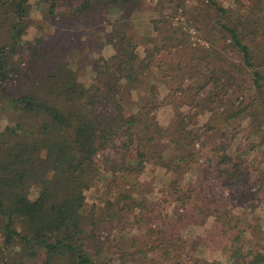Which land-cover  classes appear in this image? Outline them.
I'll return each mask as SVG.
<instances>
[{
    "label": "trees",
    "instance_id": "1",
    "mask_svg": "<svg viewBox=\"0 0 264 264\" xmlns=\"http://www.w3.org/2000/svg\"><path fill=\"white\" fill-rule=\"evenodd\" d=\"M140 1L39 0L44 17L35 23L30 0H0V28L6 29L0 41V115L10 121L0 128V247L7 252L0 264H112L99 242L105 219L84 214L86 192L101 172L118 180L129 174L138 177L153 160L182 175L198 164L196 146L214 140L205 169L208 180L191 187L176 179L152 205L156 218L149 222V234L158 236L160 257L149 258L152 249L141 247L126 251L122 259L125 264H224L189 258L194 249L179 235L214 217L221 225L214 231L235 232L221 249L228 264H264L260 224L234 216L233 201L224 198L233 186L247 185L245 161L229 155L224 127L211 124L208 129L207 123L200 129L197 122L200 112L215 111L214 104L231 106L227 115L219 114L221 124L247 119L253 127L250 137L263 134L264 139V116L258 122L253 112L255 101L264 104V0H248V5L235 0L239 9L219 0H198L215 13L207 24L187 17L188 0H157L154 11L160 19L151 21L154 36L148 38L144 57L131 34L132 14ZM180 12L186 23L175 22ZM46 25L53 27L52 33L28 40L30 28L43 32ZM205 25L207 42L223 44L221 50L236 54L241 67L232 71L217 60L210 65L206 55L205 61H194L193 71L181 59L166 68L165 57L185 61L184 56L199 52L192 48L190 30L204 32ZM89 33L106 34V40H82ZM106 46L113 49L109 57L102 56ZM95 53L99 58L92 60ZM89 65L94 76L87 85L80 77ZM243 71L249 72L258 97L234 107L227 96L246 91ZM186 80L195 86H185ZM170 82L175 84L167 98L181 94L193 103L187 113L176 108L172 124L164 128L157 112L161 87ZM210 85V92L201 96ZM164 140L173 152L170 157H164ZM108 151L116 160L106 158ZM99 158L105 163L102 168ZM169 199L193 207L190 212L177 209L167 222L157 211Z\"/></svg>",
    "mask_w": 264,
    "mask_h": 264
},
{
    "label": "rangeland",
    "instance_id": "2",
    "mask_svg": "<svg viewBox=\"0 0 264 264\" xmlns=\"http://www.w3.org/2000/svg\"><path fill=\"white\" fill-rule=\"evenodd\" d=\"M39 0H30L32 6V18L35 23L43 21V6L39 4ZM235 0H219L221 4L225 7H231L233 9H239ZM243 4L248 5V0H241ZM141 5L137 4L132 18H131V28L133 29L131 34L134 36L138 44V52H140L141 57H144L145 49L148 46V38L154 36L151 21L153 19H160L159 14L154 11V6L157 0H141ZM194 7H205L198 0H188L187 1V17H197L199 23L207 24L208 21L212 23V17L215 13L208 11L205 7L204 10H195ZM42 10V11H41ZM176 21H182L186 23V16L180 12L175 16ZM205 20V22H204ZM36 26H33L28 31V40L33 41L35 37H43L52 33L53 27L50 28L46 25L45 30L40 32L37 30ZM204 32L190 30V43L192 48L199 51L197 53L189 54L183 58L178 57L176 59H171L170 57L163 58V62L166 64L165 67L168 68L172 62L177 63L180 59L183 63L189 65L188 70L194 69V61L200 62L203 57L208 55V61L210 65H214V60L221 63L225 68L229 67L230 70L235 71L238 67H241L242 62L240 58L231 52L229 49L226 52L222 51L223 44H211L207 42L208 34L207 25L202 27ZM109 30V28H108ZM6 29L0 28V41L5 40ZM77 36V35H76ZM75 36V37H76ZM99 37L93 43L98 44L106 40V34L89 33L87 38L82 40H93V38ZM92 42V41H91ZM220 53V54H219ZM113 54V49L110 46H106L102 51V56L109 57ZM191 55V56H190ZM211 58H210V56ZM183 56V54H182ZM195 57V58H194ZM99 55L96 53L92 55V60L98 59ZM194 58V60H193ZM192 63H191V61ZM196 62V63H197ZM213 66H210L212 68ZM264 71V68L263 70ZM94 76V68L89 65L80 77V81L89 85ZM251 77L249 72L243 71V82L245 81L244 93L232 94L227 96L228 101H231V105L234 107H243L248 104L250 100L256 99L258 93L252 88L253 84L250 81ZM12 80H16V77ZM10 82V87H14L16 83L14 81ZM169 81V80H168ZM175 83L170 82L161 87V100L162 106L157 112V119L159 124L168 128L174 119L176 108L182 107L181 110L185 113L190 111L189 103H193L191 98L186 96H178L167 98L170 93V87ZM194 85V82L186 80L185 86ZM195 86V85H194ZM210 85L208 89L201 93L204 97L210 92ZM167 98V99H166ZM264 100L262 96L260 98ZM184 103L187 104L184 105ZM261 103V102H260ZM258 104L253 107V112L257 113V121L263 120L264 116V104L259 105V101H255ZM216 107L214 112H200L197 117L198 127L200 129L208 123V129L210 125L224 127L228 131L229 138L225 141L228 145V153L234 158L243 159L245 161V179L247 180V185L239 184L233 186L230 190L225 191L224 198L233 201L234 203V216L245 220L248 223H252L254 220L259 223L262 228V233L264 234V139L263 134L256 135L255 138L250 137L253 133V127L247 119L233 120L226 124H221L223 116L227 115L231 106H223L222 104H214ZM227 111V112H226ZM196 109L191 110V114H195ZM202 114V115H201ZM261 114V115H260ZM201 115V116H200ZM261 117V118H259ZM10 121H8L3 115H0V128H4ZM164 144V157H170L172 155V150H167L169 143L167 140L162 142ZM215 140L208 146L197 145L196 151L198 150V164L192 163L190 170L186 173L179 175L166 168L160 167L155 161L149 160L145 164L144 171L140 176L136 177L133 174H129L126 178H120L118 180L115 175L108 172H101L100 177L97 178L95 185L86 192V204L84 208L85 215H93L96 219H105L103 228L100 231L101 238L99 242L102 243L100 246H105V253L107 252L111 259L112 264H125L123 259L126 251H136L141 247H144L147 251L152 249V252L148 254L149 258L160 257L162 251L161 248L156 247L157 235L150 238L149 228L150 220L156 218V214L150 212L152 205L156 204V201H160L163 194L169 190V185L172 181L178 179L184 185H190L191 187L198 185L203 179L208 180L207 173L205 174V169L208 166V158L210 150L215 147ZM106 158L110 160H116V155L113 151H108L105 153ZM98 165L102 168L105 166L102 158H99ZM194 164V165H193ZM133 181V182H132ZM136 183V185L134 184ZM132 185L137 186L133 188ZM261 185V188L258 186ZM249 189V190H248ZM166 194V193H165ZM32 197H36L37 193L32 192ZM132 196V199H131ZM130 197V199L128 198ZM146 204L148 206H146ZM192 205L187 203L183 205L182 203L171 202L170 199L158 209L157 214L165 217L167 222L174 219L176 216V210L180 209V212H190ZM110 209L112 212H110ZM162 213H161V211ZM152 223V222H151ZM221 227L220 224H216V219L214 217H207L206 221L201 224H193L189 227L181 230L179 235L184 239V241L192 246L194 251L189 254V258H197L203 261L211 262H223L228 264V258L222 254L221 249L224 245L230 244V239L235 233L233 230H226L227 234H222L220 229L214 231V227ZM135 243L136 245H132ZM154 245V250H153ZM1 246V237H0ZM108 246V249H107ZM7 258V252L1 250L0 247V262H4Z\"/></svg>",
    "mask_w": 264,
    "mask_h": 264
},
{
    "label": "crops",
    "instance_id": "3",
    "mask_svg": "<svg viewBox=\"0 0 264 264\" xmlns=\"http://www.w3.org/2000/svg\"><path fill=\"white\" fill-rule=\"evenodd\" d=\"M258 187L261 188V185H259Z\"/></svg>",
    "mask_w": 264,
    "mask_h": 264
}]
</instances>
